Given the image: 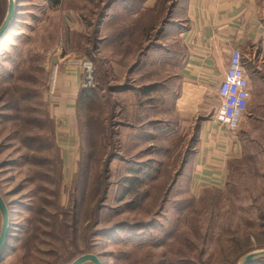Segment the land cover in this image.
Here are the masks:
<instances>
[{
    "label": "rangeland",
    "instance_id": "1",
    "mask_svg": "<svg viewBox=\"0 0 264 264\" xmlns=\"http://www.w3.org/2000/svg\"><path fill=\"white\" fill-rule=\"evenodd\" d=\"M16 1L20 14L0 40V193L11 217L0 264H70L86 251L103 264H239L264 250V66L223 185L199 190L184 174L173 185L194 118L164 88L145 92L179 73L183 22L168 17L172 0L142 7L139 33L127 12L98 25L109 0ZM112 28L131 34L117 43ZM59 55L97 58L107 74L105 91L78 107L72 154L51 147L47 85ZM20 134L47 137L46 151L33 153Z\"/></svg>",
    "mask_w": 264,
    "mask_h": 264
},
{
    "label": "crops",
    "instance_id": "2",
    "mask_svg": "<svg viewBox=\"0 0 264 264\" xmlns=\"http://www.w3.org/2000/svg\"><path fill=\"white\" fill-rule=\"evenodd\" d=\"M153 1L147 0L144 6ZM179 4L176 12L183 27L178 39L184 48L179 55V73L174 76L177 85L170 91H173L175 110L180 115L194 119L207 116L199 126L198 141L184 176L189 178L190 187L199 190L207 186L220 187L226 180L229 163L242 155L243 144L238 134H229L214 121V112L220 106L218 88L232 51L240 49L250 91L255 94L249 102L259 97L255 91L259 84L256 75L260 66H264V0H179ZM123 5L110 8L102 27L108 28L113 11L120 10ZM135 6L140 10V1ZM72 60L65 55L53 60L59 64L60 71L57 94L49 106L50 118L56 125L57 143L61 144L58 146L71 154L82 84V70L70 64Z\"/></svg>",
    "mask_w": 264,
    "mask_h": 264
},
{
    "label": "trees",
    "instance_id": "3",
    "mask_svg": "<svg viewBox=\"0 0 264 264\" xmlns=\"http://www.w3.org/2000/svg\"><path fill=\"white\" fill-rule=\"evenodd\" d=\"M54 1H57V3H59L60 1L59 0H54ZM140 1V9H142V7H145V2L147 0H109L108 4H107V7L105 8V12L101 13L100 16H99V22H98V25L99 26H102V23L103 21L105 20L106 18V15L108 14V11L110 10V8L116 4H124L120 10H116L113 14V19L111 21V23H109L108 25V28L112 26V24H116L115 21H116V18L114 17L116 15L117 12L121 11V12H127L128 14H131L132 17H134L136 19V26H132V27H135L137 32L139 33L140 32V10H137L136 9V6L135 4L138 3ZM179 0H172L171 3H170V8H169V11H168V17L171 19L172 16L176 17V21H178V16H179V13H177V9H178V6H179ZM7 11H8V6H7V3L5 2V9L2 13H0V27L1 25L3 24L5 18H6V15H7ZM19 3H17V12H16V17L19 15ZM2 15V17H1ZM15 17V18H16ZM168 21H165L163 23V26L165 27L166 24H168ZM180 25V24H179ZM163 27V29H164ZM182 27L183 26H180V28H178V31L177 33L180 32V30H182ZM128 34H131L129 31H125L124 29H120L118 30V32L116 31H113V28L111 29V31L109 32V35H110V38L111 39H114L116 38V41L117 43H121V41H123V37L126 36ZM126 34V35H125ZM178 35V34H177ZM117 36V37H116ZM3 40V39H2ZM1 40V41H2ZM0 41V42H1ZM184 48V47H183ZM183 53V50L181 52H178L174 55L173 57V60L177 61V60H180L179 59V55H181ZM97 58H92L91 60L95 63L96 65V68L98 69V74H99V78L97 77V82H98V87L96 89H91V90H88V89H83L81 88V91H80V94H79V97H78V104H77V109L78 107L81 105V104H87V103H90L92 104V102L95 100H93V96L96 95V93H99L98 91H105V87L104 85L106 86L107 84V74L106 72H102L101 69L103 70L104 69V62L102 63V66H97V64L99 62H97L96 60ZM107 63V62H106ZM140 62H137V65H139ZM99 65V64H98ZM168 67H171L172 65L169 63V65H167ZM172 68V67H171ZM175 75H170L168 77H166L164 80H163V84H161L160 82L161 81H158L154 84V87L152 88H148L145 90V92H150L151 90L153 91L154 89L156 88H164V90L166 92H169L170 94L173 93V91L171 89L170 84L172 82L175 81V78H174ZM173 77V78H172ZM177 78V77H176ZM172 79H174V81H171ZM177 80V79H176ZM165 85V86H164ZM249 106V104H248ZM248 108V107H247ZM177 112V111H176ZM178 113V112H177ZM179 114V113H178ZM182 116V115H181ZM18 117V116H17ZM22 117V116H21ZM212 117V116H211ZM24 122H29V124H33V122H40L39 119H33V118H24ZM48 118V117H47ZM51 118H48V121L51 122L50 120ZM207 119V116H199V117H196L194 119L193 124H194V133H193V136H192V139L191 141L189 142V150L186 151L185 153V157H184V161L181 165H179V169H178V172L177 174L175 175V179L172 180V184L175 185V183L177 182L178 178L183 175L185 173V169H186V166L188 164V162L190 161V158L191 156L193 155V152H194V146L196 144V142L198 141V136H197V132L199 130V126L201 124L202 121L206 120ZM53 121V120H52ZM51 124H53L52 126V135L54 136V143L51 145L52 149L55 150V148H59V150L61 151L60 147L58 146V143H57V140H56V136H55V130H56V125H55V122H51ZM243 126V125H242ZM243 131V130H242ZM21 138H22V142L23 144L26 145V148L31 150L33 153L35 152H38L40 151V153H43L46 151L47 147H48V138L47 137H42V136H31V137H27V136H24V135H21ZM242 141V139H241ZM243 144V143H242ZM243 148H244V144H243ZM56 152L57 154L59 155V151L58 149H56ZM28 159V158H27ZM44 160V159H43ZM60 164H61V167H63V164H64V161L62 158H60ZM63 173V172H62ZM44 177H48V175H45ZM1 218V217H0ZM0 229H1V224H0ZM10 234H9V238H10ZM8 238V240H9ZM9 248V244L7 243V246L5 248V251L4 253L6 252V250ZM87 252V251H86ZM86 252H84L86 254ZM3 253V255H4ZM84 253L81 254L84 255ZM88 254V253H87ZM80 257V256H78ZM3 258V256H2ZM1 258V260H2ZM77 259V258H75ZM74 259V260H75ZM0 260V261H1ZM73 260V261H74ZM72 261V262H73ZM264 261V259H258L254 262H252L251 264H261V262ZM71 262V263H72ZM70 263V264H71Z\"/></svg>",
    "mask_w": 264,
    "mask_h": 264
},
{
    "label": "built area",
    "instance_id": "4",
    "mask_svg": "<svg viewBox=\"0 0 264 264\" xmlns=\"http://www.w3.org/2000/svg\"><path fill=\"white\" fill-rule=\"evenodd\" d=\"M70 64L82 70L81 88L91 90L98 87L96 65L92 60L86 58L73 59ZM59 71L58 63H54V61L50 63V76L47 85V96L50 104H53L57 94ZM218 96L220 106L214 112V121L225 128L229 134L235 135L251 97L250 81L246 75L243 54L240 49H234L231 53L225 77L218 88Z\"/></svg>",
    "mask_w": 264,
    "mask_h": 264
},
{
    "label": "water",
    "instance_id": "5",
    "mask_svg": "<svg viewBox=\"0 0 264 264\" xmlns=\"http://www.w3.org/2000/svg\"><path fill=\"white\" fill-rule=\"evenodd\" d=\"M17 11V1L8 0V11L3 24L0 27V40L5 36L8 29L12 25ZM0 217H1V229H0V260L3 256L5 248L8 243L10 234L11 217L7 203L4 197L0 193ZM264 258V250L253 251L245 255L239 262V264H251L252 262ZM71 264H103L101 258L92 253L84 254L75 259Z\"/></svg>",
    "mask_w": 264,
    "mask_h": 264
}]
</instances>
